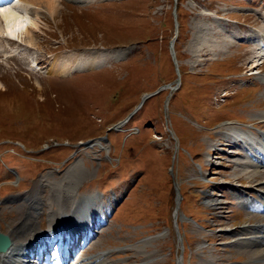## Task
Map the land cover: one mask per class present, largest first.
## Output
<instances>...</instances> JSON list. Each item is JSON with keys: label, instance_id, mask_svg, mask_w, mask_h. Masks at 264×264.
<instances>
[{"label": "rangeland", "instance_id": "rangeland-1", "mask_svg": "<svg viewBox=\"0 0 264 264\" xmlns=\"http://www.w3.org/2000/svg\"><path fill=\"white\" fill-rule=\"evenodd\" d=\"M56 4L54 19L42 9L38 20L25 0L4 5L39 26L32 47L0 34V224L14 214L5 200L45 184L103 204L108 226L85 255L109 251L105 264H243L229 240L249 212L232 189L256 188L237 178L240 149L221 126L264 133V0ZM102 50L116 58L45 73L54 56L75 68ZM204 193L220 207L206 206Z\"/></svg>", "mask_w": 264, "mask_h": 264}, {"label": "bare ground", "instance_id": "bare-ground-1", "mask_svg": "<svg viewBox=\"0 0 264 264\" xmlns=\"http://www.w3.org/2000/svg\"><path fill=\"white\" fill-rule=\"evenodd\" d=\"M25 1L38 7L34 10L36 20L39 19V13L42 9L53 19L58 14L57 0ZM24 10V8L19 12L18 10L17 12L12 10L22 22V26L13 27L11 30L7 27H0V34H4L3 36L9 42L11 41V43L18 42L21 44L23 42L27 46L32 47L35 46L33 35L39 25L34 20L30 22L31 27L28 26V20L23 15ZM2 23V20H0V25ZM117 51L102 50L96 53L97 56L96 54H92L95 57L90 59L89 63L75 68L72 63L66 60L67 58L64 59V56H62L63 58L60 57L61 55L54 56L48 64L45 73L47 75L67 76L73 69H92L95 66L94 62L96 58H116ZM145 99L146 97H143L139 104L143 105ZM250 126L254 127L253 124ZM221 127L225 129L223 134L229 140L230 147L240 149L236 150V158L242 160V162H236L235 171L238 173L237 178L249 180L250 183L255 184V187L251 188H256L254 190L246 188L239 192L238 188H235V191L232 189L236 194L238 203L252 215L248 214L246 225L241 226L240 231H236L237 233L234 234L236 236L229 240V245L236 248V251L241 254L240 256L244 257L243 264H264V133L259 135L261 142L256 138H252V136L257 134L252 128L246 130L243 127L236 126L233 122L224 123ZM243 131L246 132V135ZM103 139L105 140V138ZM244 167L251 168L244 170ZM46 187L45 184H41L38 191H35L32 197L5 200L14 214L11 215V219L6 220L7 222L4 225L0 224V234L5 235L8 240L6 247L0 250V264H69L72 260H74V264H105V258L109 251H101L92 256H89V254L85 255L93 241L108 226L105 224H108L109 216L108 212L103 209V205H100V208L97 209L96 207L92 209L90 205L88 211L81 214L82 229L75 228V225L73 226L75 222L74 215L80 213L81 209L79 207L84 201V196L69 194L64 189L61 191H53L51 189L50 191ZM68 191L71 193L70 190ZM247 196H251L254 199H249ZM175 202V217H177L181 204L179 195L175 197ZM204 203L211 209H218L222 202L220 199L214 198L212 193H204ZM46 208L50 209L47 228L38 230L36 225ZM86 215H88L87 219H85ZM253 218L259 220L251 223L250 220ZM223 230L225 231V228L218 229L220 233ZM81 237H85V240L80 245L79 239ZM58 239H62L60 255L52 258L49 253H51V247L53 245L56 246L58 243ZM37 254L41 255L40 258ZM237 258L242 259L239 256ZM151 262L153 261L146 260V264ZM224 262H226V259L221 258L215 262L203 260L198 264H224ZM178 264H183V256Z\"/></svg>", "mask_w": 264, "mask_h": 264}, {"label": "clouds", "instance_id": "clouds-1", "mask_svg": "<svg viewBox=\"0 0 264 264\" xmlns=\"http://www.w3.org/2000/svg\"><path fill=\"white\" fill-rule=\"evenodd\" d=\"M19 4V0H16ZM0 20H2V25L0 27H7L11 30L13 27H21L22 22L17 18L16 13H14L10 7H0Z\"/></svg>", "mask_w": 264, "mask_h": 264}, {"label": "water", "instance_id": "water-1", "mask_svg": "<svg viewBox=\"0 0 264 264\" xmlns=\"http://www.w3.org/2000/svg\"><path fill=\"white\" fill-rule=\"evenodd\" d=\"M173 40L170 41V46H172ZM172 58L174 60V55L173 54H172ZM7 244H8L7 237L5 235H3V234H0V250L4 249Z\"/></svg>", "mask_w": 264, "mask_h": 264}]
</instances>
